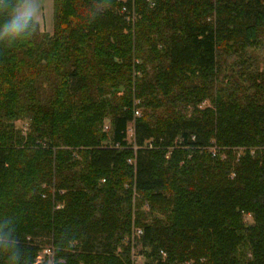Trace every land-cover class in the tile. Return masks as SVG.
<instances>
[{
  "label": "trees",
  "instance_id": "obj_1",
  "mask_svg": "<svg viewBox=\"0 0 264 264\" xmlns=\"http://www.w3.org/2000/svg\"><path fill=\"white\" fill-rule=\"evenodd\" d=\"M263 29L264 0H54L51 36L35 24L0 43V219L16 223L34 264L44 247L55 264H130L132 239L147 264H241L243 244L246 264H264V73L240 96L217 81L222 58ZM41 77L46 105L32 100ZM23 109L25 138L3 122ZM64 148H82V162Z\"/></svg>",
  "mask_w": 264,
  "mask_h": 264
},
{
  "label": "rangeland",
  "instance_id": "obj_2",
  "mask_svg": "<svg viewBox=\"0 0 264 264\" xmlns=\"http://www.w3.org/2000/svg\"><path fill=\"white\" fill-rule=\"evenodd\" d=\"M126 1V0H121ZM40 5L39 14L36 20L37 25V32L41 35H48L51 36L53 34V14H54V0H37ZM256 44L246 47L241 53H234L233 55L226 56L222 58V71L220 76L218 77L217 81L222 83L228 92L240 96V93H250L251 91L248 90L249 86V79L250 75L258 76L264 73V29L259 33ZM115 62H120L118 59H115ZM134 72V71H133ZM133 76L135 78H140L141 75L138 72H134ZM251 80V79H250ZM49 81L45 77H41L38 80L36 85L37 90L34 93V100L37 104H48L54 98V93L51 87L49 86ZM240 87V88H238ZM134 88V87H133ZM133 90V89H132ZM234 91V92H231ZM125 91L122 87H119L116 93V96H124ZM134 97V96H133ZM22 102H30V99L21 98ZM140 104L139 100L133 101V112L138 111L139 115L135 116L133 113V119L140 118L143 114V109L138 108ZM210 102L207 100L203 103L202 106H210ZM24 115H21V118H17L11 121L3 120L6 124L12 126L13 131L20 133L22 137H26V135L30 132V129L33 124V118L31 111L27 113L24 109ZM156 114H159L157 111ZM26 117V118H25ZM134 121L128 124V129L133 127ZM100 131L105 136L104 144L110 146L111 145V132H112V124L110 117H105L102 120ZM128 142H131L132 137L127 133ZM63 150V149H62ZM64 150H69L72 152V158L78 160V162H82V155L78 152L83 150L82 148H78L76 150L70 148H64ZM214 148H212V151ZM255 151V150H254ZM223 150L217 148L218 156L224 159V154L222 153ZM245 152L244 148H236V158L238 159L239 156H243ZM233 174H230V177ZM126 188L128 185L125 184ZM132 191L131 196V208H132V231H136L138 227L134 226V219H135V212H136V201L141 200L142 197L136 194L134 190ZM1 196V195H0ZM150 207L148 202L143 201L142 207L140 208V212L146 215L145 222L149 223L152 218H155V214H150ZM245 221V220H244ZM246 225H250L253 223L252 217L250 215L246 216V221L244 222ZM129 237H126L124 241H128ZM131 240V238H130ZM131 243H129L130 247V264H147L150 261L148 258V254L150 253L149 248H145L140 244L136 239H132ZM247 244H243L240 246L238 251V257L241 264H246L247 260L250 257V252ZM124 246V245H123ZM45 249L38 253V257L36 258V264H53L51 259V251L48 248L44 247ZM45 251H48L46 253ZM123 251V247L119 246L117 248L116 254L121 255ZM50 253V255H48Z\"/></svg>",
  "mask_w": 264,
  "mask_h": 264
},
{
  "label": "clouds",
  "instance_id": "obj_3",
  "mask_svg": "<svg viewBox=\"0 0 264 264\" xmlns=\"http://www.w3.org/2000/svg\"><path fill=\"white\" fill-rule=\"evenodd\" d=\"M40 5L37 0H0V43L14 44L27 39L34 30ZM97 6L95 11H99ZM22 233L10 218L0 219V264H34V258L22 248ZM70 244V242H67ZM55 264V251L51 252Z\"/></svg>",
  "mask_w": 264,
  "mask_h": 264
},
{
  "label": "built area",
  "instance_id": "obj_4",
  "mask_svg": "<svg viewBox=\"0 0 264 264\" xmlns=\"http://www.w3.org/2000/svg\"><path fill=\"white\" fill-rule=\"evenodd\" d=\"M134 114H135V116H138L139 115V112L138 111H135ZM127 133L132 137V133H133L132 132V128L131 129H128ZM135 235L136 236H140V235H142V232L140 230H136L135 231ZM45 252L48 253V251H45ZM48 255H50V253Z\"/></svg>",
  "mask_w": 264,
  "mask_h": 264
}]
</instances>
